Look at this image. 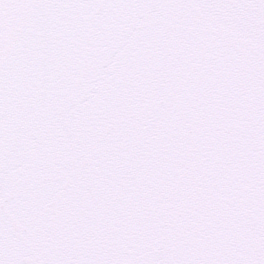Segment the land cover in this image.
Returning <instances> with one entry per match:
<instances>
[{
    "label": "snow or ice",
    "instance_id": "snow-or-ice-1",
    "mask_svg": "<svg viewBox=\"0 0 264 264\" xmlns=\"http://www.w3.org/2000/svg\"><path fill=\"white\" fill-rule=\"evenodd\" d=\"M0 264H264V0H0Z\"/></svg>",
    "mask_w": 264,
    "mask_h": 264
}]
</instances>
